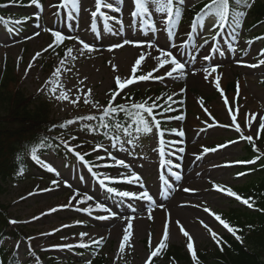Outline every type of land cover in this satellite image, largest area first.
<instances>
[{
	"label": "rangeland",
	"instance_id": "1",
	"mask_svg": "<svg viewBox=\"0 0 264 264\" xmlns=\"http://www.w3.org/2000/svg\"><path fill=\"white\" fill-rule=\"evenodd\" d=\"M204 1L209 0H186L180 21L168 34L162 30L166 28V12L157 11V5L152 3L148 5V17L133 18L131 12L135 5L132 0H123V3L108 0L114 7H101L95 17L91 16L96 11L94 0H80L79 11L71 4L61 6L63 0H41L42 11L34 5L28 6L29 0H17V3L0 0V5H3L0 6V69L4 73L10 69V89L20 88L28 95H38L49 106L51 118L69 119L68 132H59V135L63 141H67V149L72 155V160L67 161L53 153L47 154L42 159L55 168V172L48 169L43 172L45 170L40 168L43 170L41 172L33 167L22 181H5L0 185V205L10 214V219L18 221L14 225L20 230L21 237L4 240L1 244L8 252L14 250L21 264L85 263L94 257L86 247L79 246L81 243L100 248V254L107 264H150L148 257L162 238L166 220H170L167 244L182 246L190 252L187 237L175 223L179 221L191 235L195 251L207 249L214 252L220 249L216 241L222 234L231 231L205 209L226 220L232 208L244 203L214 190L213 185L230 187L243 197L240 189L247 185L248 179L237 174L244 168V163L225 165L246 161V140L241 135L252 136L264 150V129L259 127L264 123V65L259 64V60L264 59V55L260 54V50L264 49V40L252 41L251 37L257 31L251 28L252 23L263 16L259 5L264 4V0H255L250 9L246 8L235 31L227 28L217 34L213 30L217 22L212 17H206L203 26H191L195 22L192 19L194 11ZM21 4L26 7L22 9ZM116 7L121 10L115 11ZM37 12L39 19L35 15ZM4 21L13 27H7ZM48 27L61 31L67 37L78 35L86 43L94 45L95 50H85L79 41L65 39L63 44L54 45L44 52L43 49L54 40L51 33L44 31ZM37 32L39 36L35 35ZM133 38L147 42L109 50L111 44ZM153 41L155 45L149 47L148 44ZM68 48L72 49L70 54L67 53ZM161 49L172 51L185 64V76L180 77L178 73L173 77L164 75L169 65L160 68L157 57L159 60L165 59L160 55ZM37 52H41L39 57H35ZM141 55L144 60L136 75L159 68L158 72H153V76L163 75L164 78L136 81L121 91L115 77L120 76L122 81L130 78L131 68ZM204 55H209L211 59L205 61ZM252 64L258 66L252 67ZM214 65H218L217 71L209 75ZM57 68H60V73L54 77ZM206 68L209 72L204 71ZM217 76L220 77L223 92L216 87ZM49 80L55 83H48ZM52 87L56 88L55 95L49 91ZM88 89H91V93H88ZM113 91L120 92L113 104L142 102L152 97L160 105L153 110V114L161 120V130H165L163 157L159 155V135L155 128L150 134L123 135L100 144L92 135L85 133L89 117L101 114L102 108L99 106L107 105ZM62 94L69 99L55 98ZM169 95L173 97L172 101L167 100ZM85 99L90 103H84ZM97 102L99 106L93 107ZM148 102L152 103L151 100ZM168 105L172 110L165 112L163 109ZM5 112L6 103L0 96V114ZM181 115L184 118L180 120L167 119ZM233 116L236 117L235 121L232 120ZM148 118L151 121V117ZM208 124L212 127H208ZM236 124L240 125L239 131L235 128ZM181 130L184 136H179ZM129 139L133 140L132 144L126 142ZM228 141L236 143L218 148L215 152L203 151L205 147L214 148ZM96 145L103 147L93 151ZM69 146L84 155L85 160L77 158ZM180 148H184V151L180 152ZM108 153L117 159H124L129 167L114 166ZM89 160L90 163L85 162ZM177 164L181 167L177 168ZM193 171V177L186 178ZM133 172L142 177L143 187L122 179ZM176 172L180 173L181 179H176ZM94 173L100 178L115 179L106 180L105 187L99 184ZM53 180L58 184H53ZM179 187L184 188L183 195L187 200V221L168 212ZM109 188H116L117 192L109 191ZM145 188L156 201L152 206V218H149L147 201L117 194L119 191L138 193ZM77 192L80 196L71 201L73 206L57 208L68 205ZM84 196L94 199L81 203ZM96 203L104 204L118 215L99 219V216H107L108 213L96 209ZM160 203L165 207H158ZM89 205L92 206L91 213L81 210ZM52 208L57 210L49 211ZM125 217L131 219L132 235L121 253L119 245L128 224ZM213 232L216 233L215 238ZM80 233L89 235L82 237ZM101 236L104 239L99 246L91 242ZM63 245L73 247H53ZM160 264L170 262L162 259Z\"/></svg>",
	"mask_w": 264,
	"mask_h": 264
},
{
	"label": "trees",
	"instance_id": "2",
	"mask_svg": "<svg viewBox=\"0 0 264 264\" xmlns=\"http://www.w3.org/2000/svg\"><path fill=\"white\" fill-rule=\"evenodd\" d=\"M209 2H203L193 15L197 16V12L203 15L200 10ZM20 6L22 9L26 7L22 4ZM259 9L263 16L258 17L251 25L252 29H257L251 34L252 40H256L257 36L264 37V4L259 5ZM245 10V7L230 0V19L236 12ZM2 12L7 13L6 10ZM4 24L13 27L6 21ZM226 26L232 29L236 25L229 23ZM214 27L215 31L219 29L217 23ZM10 72V69L8 73L0 69V96L6 103V112L0 114V185L5 181L25 179L33 167L39 170L38 162L31 156L33 147L41 159L53 153L57 157L66 158L67 161L72 160L67 145L59 135V132H68L69 119L51 118L49 106L38 95H28L20 88L10 89ZM95 117L96 119H90L86 123L85 133L92 135L98 144L127 135L117 125L129 127L133 134L136 133L131 119L124 113H118L115 118H104L101 114ZM244 159L255 160L253 164L245 163L239 172L245 174L238 176H246L248 179L247 185L243 186L240 192L244 198L250 200L252 207L244 204L232 208L227 213L226 221L238 230L236 234H222L219 238L220 249L214 252L207 249L197 250L195 259L182 246L169 245L166 242V247L153 257L151 264H160L162 259H166L170 264H264V150L254 138L251 142L246 140ZM9 221L10 214L0 205V264H21L16 259L15 251L8 252L1 244L4 240H16L20 237V230ZM237 235L241 239H237ZM86 250L94 257L89 259L91 264H107L104 256L100 254V248L86 247ZM88 261L82 264H87Z\"/></svg>",
	"mask_w": 264,
	"mask_h": 264
},
{
	"label": "snow or ice",
	"instance_id": "3",
	"mask_svg": "<svg viewBox=\"0 0 264 264\" xmlns=\"http://www.w3.org/2000/svg\"><path fill=\"white\" fill-rule=\"evenodd\" d=\"M10 3H17V0H9ZM121 3H123V0H120ZM133 4L135 5L134 10L131 12V16L133 18L139 17V18H146L150 15V10L148 5L150 3L157 5L156 10L159 12H166L167 14V20H166V28L162 29L163 31H165L166 33L170 34L173 31V28L178 24V22L180 21L181 15H182V6L185 5L186 0H132ZM234 3L238 6H243L245 8H251L252 4L255 3V0H251V3L249 2V0H234ZM69 4H71L72 8L76 9L77 11H79V5H80V0H63V7H67ZM34 5L37 9H40L41 11L43 10V4L41 3V0H29V5L28 6H32ZM3 6V5H0ZM94 6L96 8V11L91 13L92 17H95L97 15V12L100 11L101 7L104 8H113L114 5L113 3L108 2V0H94ZM121 9L119 7L115 8V11L119 12ZM203 15H201L200 13H197V19L195 22H193V24L191 25L193 28H195L197 26V24H200L201 26H203L204 20L206 17H212L214 18V20L217 22V26L223 30L225 28V26L229 23L235 24L237 27L240 26V22H241V18L245 15L244 12H236V14L234 16L231 17L230 19V0H210L209 3H205L204 7L200 10ZM36 18L39 19V12H37L36 14ZM27 19V18H26ZM107 19V16H106ZM112 19H115V17H112ZM17 23H22L21 21H17ZM39 27V25H37ZM129 27H131V24H129ZM44 31H47L49 33H51L52 37H54V40L48 44L47 48L43 49L44 52H47L48 49H51L54 47V45H60L63 44V42L65 41V39H74L79 41L80 45H82L83 49L88 50V51H93L94 49V45H92L91 43H86L84 40L80 39V37L77 35L76 37H67L65 36L61 31L59 30H54L52 27H48L46 29H44ZM109 32L112 31L111 28L108 29ZM235 31V29H234ZM36 36H39L40 33L37 32L35 33ZM29 39H31L32 37H28ZM264 37H260L257 36L255 39H262ZM233 39H236L235 36H233ZM147 41L144 40H136L135 38L133 39H123L122 43H113L110 45L109 50L111 51L112 49H119L124 47L125 45H137L139 46L140 43H146ZM205 44L208 43L207 40L204 41ZM248 43H251V41H249ZM155 45V42L153 41L152 43H149L148 46L149 47H153ZM233 51H235V48H233ZM72 52L71 48L67 49V53L70 54ZM83 54V53H81ZM260 54L264 55V49L260 50ZM41 55V52H37L35 53V57H39ZM161 56L165 57L164 60H159V57H157V60L159 61V65L160 68H163L164 65H169L168 68H165L164 70V75L168 76V77H173L174 74H179L180 77H183L186 75L185 73V64L183 62H181L180 59L177 58L176 55L173 54L172 51H165L163 49H161ZM245 55H247V53H245ZM35 57L33 59H35ZM193 59H195V57H193ZM203 59L205 61L210 60L211 57L209 55H204ZM144 60V56L141 55L139 57V59H136L134 66L131 68V77L128 79H125L122 81L120 76H116L115 77V83L118 86V88L122 91L126 86L131 85L133 83H135L136 81H143V80H149V79H163L164 76L163 75H157V76H153V72L154 71H159V68H154L152 71L147 72V74H142V75H136L137 73V69L140 67L141 65V61ZM64 61H61V64H63ZM259 64L264 65V59H260L259 60ZM252 67H257V64H252ZM31 67V65H29V68ZM115 65H113V68L115 69ZM217 67L218 65H214L211 68V72H209V70L206 68L204 69L205 72H209V75L211 73H214L217 71ZM60 73V68H57L55 73H53V76H58V74ZM207 78V77H205ZM48 83H55L54 80H49ZM216 87L218 89H220L221 92H223V89L220 88V77L217 76L216 77ZM44 89H40L39 91H43ZM184 89H181V91H183ZM49 91L55 95L56 93V88L52 87L49 89ZM88 93H91V89H88ZM120 95V92L117 91H113L111 94V99L109 100V102L107 103L106 106H99L98 102L93 104V107H101L102 108V112H101V116L104 118H115L116 115L118 113H124L127 117H129L131 119L132 124L135 126L134 127V131L136 133L139 134H150L153 131V128H155L158 131V135H159V155L161 157H163L165 155V149H164V145L166 143V141L164 140V134H165V130H161V120L157 119L156 116L153 114V110L157 107H160V105L156 102L155 99H153L152 97H149L147 100H144L142 102H128V103H117V104H113V100H115V98L117 96ZM56 99L60 100H68L69 97L67 95H59L55 97ZM173 97L171 95L167 96V100L168 101H172ZM77 100H79V97H77ZM149 100L152 101L151 104H149ZM76 101H73V103H75ZM225 102L227 103V99L225 98ZM84 103H90L87 99L84 100ZM165 112L167 111H171V106L168 105L166 107H164L163 109ZM205 112H207L208 110L205 108L204 109ZM229 111H231V109H229ZM147 114V115H146ZM209 116H211V113H208ZM148 117H151V121L148 119ZM175 118L177 120L183 119L184 117L181 116H176V117H167V119H172ZM82 119V118H81ZM89 119H96L95 116L89 117ZM232 120L235 121L236 117L233 116ZM207 123V122H206ZM117 127L122 128L123 132L126 133L128 136H132L133 135V131L129 128V127H125L123 125H117ZM208 127H212L211 124H208ZM259 127L261 129H264V123H261L259 125ZM235 128L237 131H239L240 129V125L236 124ZM170 131H177L176 129H170ZM179 136H184L185 133L181 130L179 131ZM242 139H245L249 142H251L253 140L252 136H243L241 135ZM119 139V138H117ZM128 144H132L133 140L129 139L126 141ZM65 144H67V141H64ZM236 143V141H228L227 143H223V144H219L214 148H208L205 147L203 149L204 153H208V152H215L218 150V148H225L228 146V144H234ZM70 147V146H69ZM103 145H96L93 148V151H97L100 148H102ZM71 151H75V149L70 147ZM180 152L184 151V148H180L179 149ZM75 155L77 158H79L81 161L85 160V156L82 155L80 152L75 151ZM108 155L112 158V160L114 161V166H122V167H129V165L126 163V161L124 159H117L115 156H112L111 153H108ZM31 156L32 159L35 160L38 163H41L44 165V167H46L49 171H53L55 172L56 169L53 168L50 164L46 163L43 159H41V157L39 155H37L36 149L35 147H33L32 152H31ZM98 159H102L101 157H98ZM86 163H90L88 161H85ZM163 163H171L170 161H163ZM233 163H248V164H253L255 163V160H249V161H234V162H229L228 165L225 166H230ZM177 168L181 167L179 164L176 165ZM91 170V168H90ZM245 173H238V176L244 175ZM94 175H97L94 173ZM175 177L177 180L181 179V175L179 172L175 173ZM97 179L99 180V184L100 185H104L105 187H107L106 185V180L108 179H115V178H110V177H104V178H100L99 175H97ZM123 180H125L128 183H138L141 184V186L143 187V179L142 177L138 174L133 172L130 176L127 177H122ZM53 184H58V181L53 180L52 181ZM67 185V181L64 182ZM68 187H71V185H67ZM214 190L225 193L226 195L230 196V197H234L237 200L241 201L242 203H244L245 205H248L249 207H252V204L250 203L249 199H246L242 196H240L237 192H235L232 188L230 187H224L222 185L219 184H214L213 185ZM109 191L112 192H117L116 188H109ZM189 189H185V191H188ZM45 191H47V189H45ZM120 197H133L136 198L140 201H147L148 202V214H149V218H152V206L154 204H156V201L153 197L152 194L149 193V191L145 188L143 191L141 192H130V191H119L117 193ZM80 196V194L77 192L75 195H73L70 198V203L68 205H59L57 206V208L59 207H69V206H73L71 204L72 200L77 199V197ZM94 198L92 196H84L81 199V203H84L85 201H91ZM160 208H164L165 205L163 203H160L159 205H157ZM57 208H52L49 209V211L54 212L57 210ZM95 208L96 209H100L103 210L104 212H107L108 215H101L98 218L99 219H108L109 217H115L118 214L113 211L110 208H107L104 204L102 203H96L95 204ZM82 211L85 212H92V206L89 205L88 207H85L83 209H81ZM205 211L210 212L211 215H213L215 217L216 220H218L221 224H223L226 228H228L229 231L233 232V234H236V232L238 231L236 228L232 227L226 220L222 219L221 216L219 214H216L214 212H211L210 209H205ZM35 219V217H34ZM125 220L128 221L127 227L124 230L123 233V237H122V242L119 245V251L121 253L124 252L125 250V245L128 244L130 237L132 235V223H131V219L128 217L124 218ZM11 224H16L18 223L17 220L15 219H10L9 221ZM170 222V220H166L165 222V226L163 229V233H162V238L159 240L158 245L156 246L155 250H153L150 254V256L148 257V261H151L152 257L157 256L160 251L162 249H164L166 247V241L169 239V229H168V223ZM77 223H81V221H77ZM175 223L179 226L180 231L183 233V235L185 237H187L188 239V243H187V248L188 250L191 252L193 258H196V252L194 249V242L192 240L191 235L184 230L183 225L180 224L179 221H175ZM207 227V226H205ZM80 235L83 236H88V233H80ZM212 236L215 238L216 237V233H212ZM237 239H241L240 236L237 235L236 237ZM29 239H33V238H29ZM104 237L101 236L99 237V239H93L91 242L93 244H96L97 246H99V244L103 241ZM217 244H220V241L217 240L216 241ZM80 247H88L87 244L81 243L79 245ZM17 248H19V244L16 245ZM53 247H66V248H71L73 247V245H63V246H53ZM222 250V247H221ZM87 264H91V261L89 260L87 262Z\"/></svg>",
	"mask_w": 264,
	"mask_h": 264
},
{
	"label": "bare ground",
	"instance_id": "4",
	"mask_svg": "<svg viewBox=\"0 0 264 264\" xmlns=\"http://www.w3.org/2000/svg\"><path fill=\"white\" fill-rule=\"evenodd\" d=\"M88 3V1H86ZM85 4V2H83ZM193 172L189 173L186 178L191 179L193 177ZM183 184V183H182ZM184 188H178V191L175 193L173 201L171 202V207L168 210L169 213H172L174 216H179L180 219L186 220L188 219V210L185 208L187 206L186 198L183 195Z\"/></svg>",
	"mask_w": 264,
	"mask_h": 264
}]
</instances>
